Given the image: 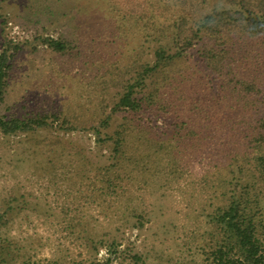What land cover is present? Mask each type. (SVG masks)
Instances as JSON below:
<instances>
[{
  "label": "rangeland",
  "instance_id": "374dc122",
  "mask_svg": "<svg viewBox=\"0 0 264 264\" xmlns=\"http://www.w3.org/2000/svg\"><path fill=\"white\" fill-rule=\"evenodd\" d=\"M46 5L45 16L39 15ZM106 13V5L91 0H0V50L4 41L15 45L6 44L11 55L0 116L62 110L77 125L64 130L57 120L53 128L0 131V264H75L106 256L112 264H202L201 250L218 237L210 212L230 189L221 169L228 172L231 157L241 156L240 142L229 136L232 121L221 113L225 107L213 103L207 142L174 150L180 155L175 159L166 154L171 142L157 146L133 136L116 154L110 142L78 126L81 120L96 125L103 112L93 94L97 74L130 63L142 41L143 31L133 23L123 32L109 26L103 33ZM80 23L88 27L76 30ZM82 35L87 43L78 39ZM61 36L71 43L66 51L42 41ZM99 42V52L90 53ZM205 87L206 96H214L208 82ZM254 92L264 94V82ZM120 116L101 130H113ZM198 120L205 125V114ZM151 124L158 133L172 128L161 120ZM111 241L118 243L116 252Z\"/></svg>",
  "mask_w": 264,
  "mask_h": 264
},
{
  "label": "trees",
  "instance_id": "16d2710c",
  "mask_svg": "<svg viewBox=\"0 0 264 264\" xmlns=\"http://www.w3.org/2000/svg\"><path fill=\"white\" fill-rule=\"evenodd\" d=\"M91 3L107 6L103 33L108 32L109 26L123 32L131 23L143 32L136 57L130 63L122 67L117 63L110 69L97 71V79L92 81L93 94L103 112L96 125L81 120L78 126L91 129L98 141L110 142L116 154L124 152L127 139L138 136L157 146L172 143L173 148L167 149L166 154L175 159L186 144L194 149L203 140L207 142L204 133L208 130H204L214 117L213 103L225 107L221 113L232 121L229 136L240 142L241 156L231 157L228 172L227 167L221 169L230 189L224 193L223 203L210 212L218 237L201 250L202 264H264V94L254 92L264 82V0H91ZM34 4L36 1L29 3L32 12L37 10ZM46 7L39 15L45 16L42 11ZM100 23L97 18L96 24ZM87 27L80 23L76 30ZM83 36L78 39L87 43ZM42 41L57 52L71 46L70 40L62 36L43 37ZM7 42H3L0 50V99L9 68L8 49L15 48L10 42L6 48ZM100 43L91 44L89 52H99L100 47L95 46ZM187 69L194 73V79H188ZM204 80H208L214 96H206L210 91L205 87L207 82L202 83ZM183 106V110L179 109ZM117 113L121 116L114 129L101 130L110 126ZM204 114L206 126L198 120ZM57 120L64 130L77 127L73 118L59 110L27 118L0 116V131L7 134L53 128ZM154 120L169 122L170 132L158 133L150 125ZM237 124L244 127L236 128ZM178 166L176 161L170 163L174 171ZM117 244L109 243L113 252L118 250ZM75 264H112V259L90 258Z\"/></svg>",
  "mask_w": 264,
  "mask_h": 264
}]
</instances>
